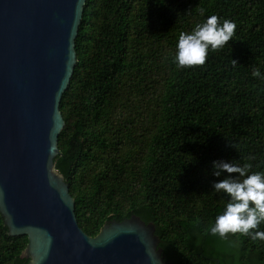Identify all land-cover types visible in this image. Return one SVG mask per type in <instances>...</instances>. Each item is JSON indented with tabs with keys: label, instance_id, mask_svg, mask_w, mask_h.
<instances>
[{
	"label": "trees",
	"instance_id": "16d2710c",
	"mask_svg": "<svg viewBox=\"0 0 264 264\" xmlns=\"http://www.w3.org/2000/svg\"><path fill=\"white\" fill-rule=\"evenodd\" d=\"M210 15L235 35L178 67L179 34ZM76 50L55 165L82 229L136 214L173 264H264V240L210 232L230 199L213 161L264 173V0H87ZM28 241L0 213V264H28Z\"/></svg>",
	"mask_w": 264,
	"mask_h": 264
},
{
	"label": "water",
	"instance_id": "95a60500",
	"mask_svg": "<svg viewBox=\"0 0 264 264\" xmlns=\"http://www.w3.org/2000/svg\"><path fill=\"white\" fill-rule=\"evenodd\" d=\"M87 0H0V213L28 264H173L133 214L89 235L55 158Z\"/></svg>",
	"mask_w": 264,
	"mask_h": 264
},
{
	"label": "clouds",
	"instance_id": "9594fccd",
	"mask_svg": "<svg viewBox=\"0 0 264 264\" xmlns=\"http://www.w3.org/2000/svg\"><path fill=\"white\" fill-rule=\"evenodd\" d=\"M236 27L235 22L228 19L221 24L217 15L208 16L202 23H197L190 33L179 34L174 63L181 68L203 66L209 50L223 48L235 35ZM233 63L236 61L233 60ZM253 76L261 77V73L255 70ZM249 168L247 164L240 166L233 162L213 161L215 176L228 174L215 182L213 189L227 194L230 199L222 213L215 217V223L210 228L212 235L225 238L228 234L239 233L253 240H264V231L256 230L264 222V173L249 174Z\"/></svg>",
	"mask_w": 264,
	"mask_h": 264
}]
</instances>
